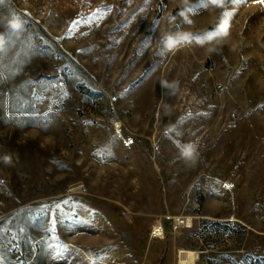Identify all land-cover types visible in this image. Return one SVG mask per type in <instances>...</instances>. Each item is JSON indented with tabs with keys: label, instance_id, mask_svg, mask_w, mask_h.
Returning a JSON list of instances; mask_svg holds the SVG:
<instances>
[{
	"label": "rangeland",
	"instance_id": "1",
	"mask_svg": "<svg viewBox=\"0 0 264 264\" xmlns=\"http://www.w3.org/2000/svg\"><path fill=\"white\" fill-rule=\"evenodd\" d=\"M0 36V264H264V0H0Z\"/></svg>",
	"mask_w": 264,
	"mask_h": 264
},
{
	"label": "clouds",
	"instance_id": "2",
	"mask_svg": "<svg viewBox=\"0 0 264 264\" xmlns=\"http://www.w3.org/2000/svg\"><path fill=\"white\" fill-rule=\"evenodd\" d=\"M214 2V0H213ZM190 22V21H189ZM9 25L12 29H16L19 30L22 28V22L19 19H15V20H10L9 21ZM225 28L227 27V25L224 26ZM222 30L221 29H217V32L214 34H211L209 36V39H213L217 34H219ZM223 34H227L226 32H224ZM189 39V34L185 33V34H180V33H173V34H168L165 35L164 39H163V43L164 46L166 48H168L169 50L174 49L175 47H177V45L182 42V41H186ZM5 41L3 36H0V47H3ZM162 87H171L175 88V86L173 85H168V83L166 81L162 82ZM168 133H172L176 131L175 127L169 128ZM177 147L179 148L180 151V158L182 160H184L185 162H190L192 164L196 163L199 153H198V144L196 142L193 141H189L187 143H180L177 142ZM10 158L9 157H4L5 162H8Z\"/></svg>",
	"mask_w": 264,
	"mask_h": 264
},
{
	"label": "bare ground",
	"instance_id": "3",
	"mask_svg": "<svg viewBox=\"0 0 264 264\" xmlns=\"http://www.w3.org/2000/svg\"><path fill=\"white\" fill-rule=\"evenodd\" d=\"M182 253L186 254V261L181 260L180 264H195L196 263V258H197L196 253L192 251H183Z\"/></svg>",
	"mask_w": 264,
	"mask_h": 264
},
{
	"label": "built area",
	"instance_id": "4",
	"mask_svg": "<svg viewBox=\"0 0 264 264\" xmlns=\"http://www.w3.org/2000/svg\"><path fill=\"white\" fill-rule=\"evenodd\" d=\"M133 143V139L132 138H129L127 141H126V144H132ZM183 222L182 220H180V223Z\"/></svg>",
	"mask_w": 264,
	"mask_h": 264
},
{
	"label": "snow or ice",
	"instance_id": "5",
	"mask_svg": "<svg viewBox=\"0 0 264 264\" xmlns=\"http://www.w3.org/2000/svg\"><path fill=\"white\" fill-rule=\"evenodd\" d=\"M214 2H215V0H214ZM212 34H214V33H212ZM0 259H2V258H0Z\"/></svg>",
	"mask_w": 264,
	"mask_h": 264
}]
</instances>
